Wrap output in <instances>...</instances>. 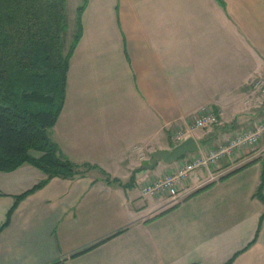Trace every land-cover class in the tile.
I'll list each match as a JSON object with an SVG mask.
<instances>
[{"label": "crops", "instance_id": "obj_1", "mask_svg": "<svg viewBox=\"0 0 264 264\" xmlns=\"http://www.w3.org/2000/svg\"><path fill=\"white\" fill-rule=\"evenodd\" d=\"M81 24L49 135L70 160L118 180L91 168L52 176L18 200L0 229V264H223L233 255L229 264H264V218L247 244L264 208L252 195L260 161L219 178L264 144L196 168L178 199L141 191L260 121L252 109H264L253 86L264 77V0H88ZM200 105L218 122L192 127ZM178 128L198 149L148 167ZM30 166L0 171V223L14 194L44 176Z\"/></svg>", "mask_w": 264, "mask_h": 264}, {"label": "trees", "instance_id": "obj_2", "mask_svg": "<svg viewBox=\"0 0 264 264\" xmlns=\"http://www.w3.org/2000/svg\"><path fill=\"white\" fill-rule=\"evenodd\" d=\"M87 1L81 0L76 6L73 32L65 47L66 0H0V171H10L28 163L44 173L37 182L14 194L0 229L9 222L18 200L44 185L52 176L73 178L97 168L108 182L118 180L109 177L95 163L70 160L49 135L64 101L68 62L81 36V13ZM258 160L261 169L252 195L264 204V155L249 159L219 178ZM212 183L209 181L186 196ZM263 218L264 208L254 236L247 244L255 239ZM233 256L223 264H229Z\"/></svg>", "mask_w": 264, "mask_h": 264}, {"label": "built area", "instance_id": "obj_3", "mask_svg": "<svg viewBox=\"0 0 264 264\" xmlns=\"http://www.w3.org/2000/svg\"><path fill=\"white\" fill-rule=\"evenodd\" d=\"M264 91V87L262 88ZM218 122V114L214 109L208 105H200L197 112L191 117L190 125L192 127H205ZM264 130V118L261 119L255 127L247 128L245 130L235 131L224 142L217 145L216 148L209 150L205 154H193L186 158L181 167L177 170L163 174L155 179L144 183L141 186V191L144 194H160L165 193L171 199H178L182 189L187 185L181 186V183L190 179V174L196 168L209 169L219 160L226 156L233 157L238 151L254 145L262 131ZM185 129L178 128L171 133V138L179 141L184 137ZM196 179H198L196 177Z\"/></svg>", "mask_w": 264, "mask_h": 264}, {"label": "rangeland", "instance_id": "obj_4", "mask_svg": "<svg viewBox=\"0 0 264 264\" xmlns=\"http://www.w3.org/2000/svg\"><path fill=\"white\" fill-rule=\"evenodd\" d=\"M80 2H81V0H66L65 15H66V25L67 26H66V31H65L64 36H63L65 47H67V45H68V43H69V41L71 39V35H72V32H73V28H74L73 27V23H74L73 22V19H74L73 15H75L76 6ZM260 78L261 77H259V79L255 80L253 82V86L255 87L256 91H258L257 94L261 97L262 95L264 96V91L262 90V88L264 87V77L261 78V79ZM259 91L262 92L263 94L259 93ZM260 97L256 98L255 101H257V103H260V101H261V104H262V98H260ZM252 110H253V115H255V116H257L258 118H261V119L264 118V109H262V107L260 105L259 106L258 105L254 106V108ZM213 125L214 124L207 125V126L202 127V128H207V127L213 126ZM253 127H255V125H253ZM243 130H245V129H243ZM262 133H263V135H262ZM262 133H261L262 136L260 135L258 141L253 145L255 149L261 147L264 144V130L262 131ZM224 141H221V142H224ZM260 152H261V154L259 156H263L264 155V149H262ZM34 153H36V152H34ZM186 155H187V153H186ZM30 167H32L33 169H36L37 171H39L38 168L35 167V166H30ZM20 172L26 173L25 170H20ZM34 176H36V175H34ZM30 180H33V179H30ZM30 180H28V181H30ZM28 181L22 182V186H24V184H27Z\"/></svg>", "mask_w": 264, "mask_h": 264}, {"label": "water", "instance_id": "obj_5", "mask_svg": "<svg viewBox=\"0 0 264 264\" xmlns=\"http://www.w3.org/2000/svg\"><path fill=\"white\" fill-rule=\"evenodd\" d=\"M198 144L192 135H187L168 149L158 148L152 151L148 160V167H152L156 160L170 163L191 151H196Z\"/></svg>", "mask_w": 264, "mask_h": 264}]
</instances>
